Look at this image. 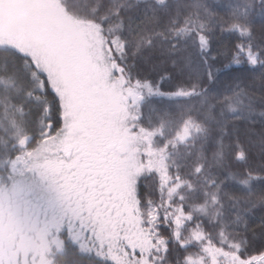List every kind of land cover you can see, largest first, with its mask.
Returning <instances> with one entry per match:
<instances>
[{"label": "snow or ice", "instance_id": "obj_1", "mask_svg": "<svg viewBox=\"0 0 264 264\" xmlns=\"http://www.w3.org/2000/svg\"><path fill=\"white\" fill-rule=\"evenodd\" d=\"M0 264H264V0H0Z\"/></svg>", "mask_w": 264, "mask_h": 264}]
</instances>
